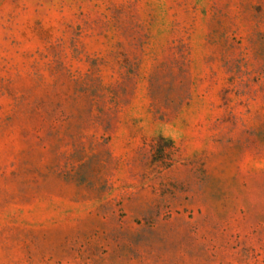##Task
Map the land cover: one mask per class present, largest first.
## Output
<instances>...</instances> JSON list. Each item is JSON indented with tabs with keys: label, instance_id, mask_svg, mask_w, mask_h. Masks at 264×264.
Masks as SVG:
<instances>
[{
	"label": "rangeland",
	"instance_id": "1",
	"mask_svg": "<svg viewBox=\"0 0 264 264\" xmlns=\"http://www.w3.org/2000/svg\"><path fill=\"white\" fill-rule=\"evenodd\" d=\"M0 264H264V0H0Z\"/></svg>",
	"mask_w": 264,
	"mask_h": 264
}]
</instances>
